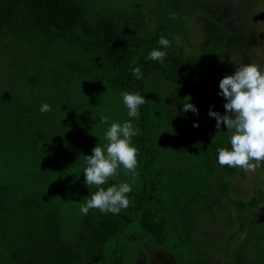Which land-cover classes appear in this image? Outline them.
Instances as JSON below:
<instances>
[{
    "label": "rangeland",
    "instance_id": "1",
    "mask_svg": "<svg viewBox=\"0 0 264 264\" xmlns=\"http://www.w3.org/2000/svg\"><path fill=\"white\" fill-rule=\"evenodd\" d=\"M83 1L93 15H134L137 36L168 24L178 54L201 65L193 101L204 134L175 109L172 84L148 76L153 155H146L147 163L141 157L134 179L120 169L102 186L130 183L129 208L150 194L147 209L164 220L166 245L148 242L139 213L131 210L130 222L105 244L98 264H264V165L250 175L220 168L209 144L227 142L226 127L221 122L216 129L207 115L209 106L224 114L218 84L236 66L252 63L264 71V0ZM72 64L89 71L75 72ZM106 71L102 58L61 40L48 43L37 34L0 39V264H8L13 247L7 236L48 203L58 207L62 237L76 236L80 206L96 191L84 184L82 171L84 155L105 143L108 124L101 117L109 123L130 119L123 91L102 83ZM43 103L50 111H39ZM132 123L137 128L139 118Z\"/></svg>",
    "mask_w": 264,
    "mask_h": 264
},
{
    "label": "trees",
    "instance_id": "2",
    "mask_svg": "<svg viewBox=\"0 0 264 264\" xmlns=\"http://www.w3.org/2000/svg\"><path fill=\"white\" fill-rule=\"evenodd\" d=\"M138 28L134 15L121 11L93 15L83 0H0V39L7 35L21 39L37 34L45 37L48 43L61 40L74 46L77 51L94 53L107 66L102 83L116 91L139 92L145 96V79L157 74L172 84V102L184 123L199 134H204L199 115L181 111V105L187 102L188 97L196 106L193 98L197 95L195 79L201 71L200 63L195 58L186 59L178 54L168 24L158 23L154 31L145 37L136 35ZM161 36L171 42L165 61L146 60L148 53L158 47ZM72 65L75 72L80 74L89 71L78 64ZM137 66L142 70L143 78L140 80L131 74V69ZM93 85L90 83L88 86L94 90ZM194 121L198 127H193ZM148 122L147 108L143 105L137 124L139 134L135 140L138 165L141 157L147 163L146 155H153L148 144ZM209 145L215 158L218 148L229 147L225 141ZM220 168L232 172L228 166ZM151 199L150 194H141L133 208L122 209L116 215L101 213L98 209L90 210L80 218L78 232L73 239L62 237L58 207L48 203L30 216L24 227L5 239L13 246L6 253L8 264H98L103 257L105 244L130 222L131 210L139 213L138 223L148 242L166 245L164 220L155 211L147 209Z\"/></svg>",
    "mask_w": 264,
    "mask_h": 264
},
{
    "label": "clouds",
    "instance_id": "3",
    "mask_svg": "<svg viewBox=\"0 0 264 264\" xmlns=\"http://www.w3.org/2000/svg\"><path fill=\"white\" fill-rule=\"evenodd\" d=\"M170 47L171 42L161 36L158 47L151 50L145 59L163 63L166 50ZM131 74L137 80L143 78L139 66L133 67ZM218 88L217 94L225 101V112L221 115L213 110V106H209L207 115L215 119L216 129H220L223 122L226 127L223 132L230 147L217 149L216 163L239 173L253 174L264 165V71L252 63L236 66L231 75L220 79ZM120 95L130 119L123 123H109L107 117H101L100 122L108 124L103 133L105 143H97L90 155H84V184L87 187L95 186L96 191L81 204L82 215H87L92 209L116 215L129 206L128 194L132 192L130 183H114L106 188L102 186L108 183L109 178L115 179L120 174V169L125 174L131 173L135 178L138 149L132 141L139 134V129L133 126L132 120L139 118L140 108L145 105L146 100L139 92L124 91ZM39 111H50V105L43 103ZM181 111L184 114L191 111L198 115V109L190 102V97L181 105ZM198 126L194 121L193 127Z\"/></svg>",
    "mask_w": 264,
    "mask_h": 264
}]
</instances>
